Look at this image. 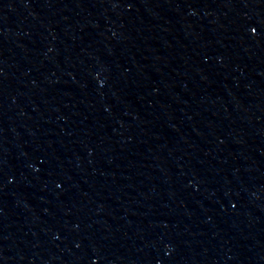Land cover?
<instances>
[{
    "label": "water",
    "instance_id": "95a60500",
    "mask_svg": "<svg viewBox=\"0 0 264 264\" xmlns=\"http://www.w3.org/2000/svg\"><path fill=\"white\" fill-rule=\"evenodd\" d=\"M0 264H264V0H0Z\"/></svg>",
    "mask_w": 264,
    "mask_h": 264
}]
</instances>
